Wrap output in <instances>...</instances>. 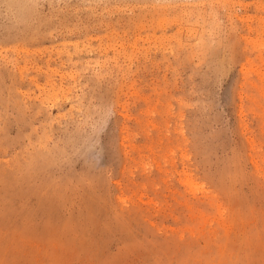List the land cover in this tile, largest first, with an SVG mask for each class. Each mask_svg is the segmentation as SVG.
<instances>
[{"label": "rangeland", "instance_id": "rangeland-1", "mask_svg": "<svg viewBox=\"0 0 264 264\" xmlns=\"http://www.w3.org/2000/svg\"><path fill=\"white\" fill-rule=\"evenodd\" d=\"M0 264H264V0H0Z\"/></svg>", "mask_w": 264, "mask_h": 264}]
</instances>
